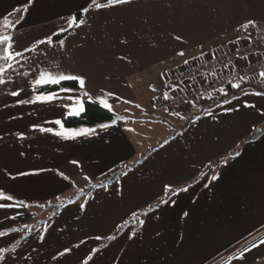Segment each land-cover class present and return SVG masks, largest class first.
I'll list each match as a JSON object with an SVG mask.
<instances>
[{"label": "crops", "instance_id": "1", "mask_svg": "<svg viewBox=\"0 0 264 264\" xmlns=\"http://www.w3.org/2000/svg\"><path fill=\"white\" fill-rule=\"evenodd\" d=\"M84 4L34 0L29 6L28 0H0V35L14 36L15 50L24 52L15 70L6 73L8 82L0 85V191L24 205L0 209V231L7 233L0 237V249H7L0 264H83L88 256V264H264V116L237 125L240 135L227 140L219 153L202 151L205 137L196 135L199 141L195 137L187 143L196 116L190 117L200 107L234 96L264 97L255 95L264 93V80L171 115L155 108L165 93L180 90L167 89L169 74L232 49L247 30H254L264 47V0H132L87 16L80 14ZM78 14L84 24L61 32ZM249 20L256 27H241ZM49 36L51 46L33 49ZM41 71L79 75L85 84L81 88L77 82L78 91L54 92L57 99L50 104H19L37 95L33 80ZM14 90L20 91L18 97L10 95ZM76 99H104L120 120L104 124L107 128L86 127L91 130L87 135L67 141L34 130L59 131L50 122L63 120ZM184 120L187 126L170 136ZM255 129L261 133L249 141ZM159 154L163 159L156 162ZM171 157L183 166L185 178L167 181L161 189L170 185L177 195L161 192L157 200L144 202L141 219L114 235H98L92 243L89 236L75 238L59 222L43 226L36 213L37 207H52L120 169L123 173L111 183L145 165H165ZM253 244L258 247L245 252V259H235ZM65 249L71 251L60 256Z\"/></svg>", "mask_w": 264, "mask_h": 264}, {"label": "rangeland", "instance_id": "2", "mask_svg": "<svg viewBox=\"0 0 264 264\" xmlns=\"http://www.w3.org/2000/svg\"><path fill=\"white\" fill-rule=\"evenodd\" d=\"M246 104L254 105V107H246ZM200 108L199 112L190 117L196 116L194 121L192 120L191 127L188 125L194 134L188 135L187 143L193 142L196 135L205 137L207 143L199 144L202 151L211 152L214 150L219 153L222 151L224 143L229 140L234 141L233 137L237 139L240 135L241 130L237 129V125L247 126V123L255 122L264 116L262 115L264 113V97L242 98L241 96L240 98L239 96L231 103L215 102ZM190 118L188 117V119ZM199 118L203 120L195 122ZM186 126L184 120L180 128L173 129L170 136L175 135L176 130L182 131ZM256 130L258 129H255L253 133ZM195 141H199L198 137L195 138ZM170 154L174 155L173 151ZM161 155L156 156V162L163 159ZM168 160L167 164L163 165L159 162L156 167L145 165L125 178H118L115 183L109 184L102 181L91 186L83 184L84 186L72 191L67 197H61L54 201L52 207L45 205L43 208H39L40 210L37 207L36 213L42 215L43 226L47 225L46 223L49 225L51 221L59 222L60 228L67 225L75 238L89 236L92 243L95 242L98 235L104 233L107 234L106 236L114 235L126 223H136L141 219L143 208L141 210L140 208L143 203L150 199L157 200L159 198L157 196L161 192L165 193V189L161 188L167 181H182L185 178L183 166L178 167V160L174 161L172 157ZM186 173H189V169ZM191 181L192 179L187 183ZM101 185H104L103 188L98 189L102 187ZM81 204L84 205L83 208L80 207ZM133 213L137 214L135 219L132 217Z\"/></svg>", "mask_w": 264, "mask_h": 264}, {"label": "snow or ice", "instance_id": "3", "mask_svg": "<svg viewBox=\"0 0 264 264\" xmlns=\"http://www.w3.org/2000/svg\"><path fill=\"white\" fill-rule=\"evenodd\" d=\"M131 2H132V0H104V2H97V0H85V4L80 9V14L87 16L93 10L100 11V10H104V9H110V8H114V7L123 5V4H129ZM32 3H34V0H28L29 6ZM24 11L27 12V8H25ZM83 24H84L83 19H78V17H73L68 22L67 27L61 29V32H66V31H68L69 28H72V27L80 28ZM241 27H243L244 29H248L249 27H256V23H255V21L249 20L245 24H243ZM53 35H56V34L53 33ZM14 39L15 38L12 35H0V85H4L8 82L6 80V73H8L10 71H14L15 70V67H14L15 63L19 62L18 58H20V60H22L23 56H24L23 51L15 50V46L13 43ZM177 39H179V37H177ZM43 44H47V45L51 46L53 44L52 37L49 36L46 40L41 39V40L37 41L33 45V49L38 47L39 45H43ZM59 44L61 47H63L65 44V41L61 39V40H59ZM33 49L26 48V49H24V51H32ZM178 55L183 56L184 53L181 52V53H178ZM184 63L187 65L189 62L187 60H185ZM21 74L24 76H27L29 73L24 72ZM259 75L262 78H264V72L259 73ZM244 79H245V77H243V76L239 77V80H241V81H243ZM67 82H78V84L81 88H83L84 84H85L84 78H82L79 75H71V74L53 75L50 72L41 71V72H39L38 77L33 80V85L37 89L43 88V87H51V86H55V85H61V91L69 92V91H71V89L73 87H75V84H69ZM230 86L232 89H240L241 88L240 83H230ZM218 91L224 96L228 95V93L225 91V89L223 87L219 88ZM10 95L13 97H18L20 95V91H15V90L11 91ZM84 95H88V94L85 92ZM244 95H248V93L245 92ZM255 95H264V93L257 92V93H255ZM163 98H164V100L167 101L169 99L168 94L165 93ZM234 98L238 99V97H235V96H234ZM56 99H57L56 93L45 94V93L41 92L40 94L32 96L29 100L20 99L18 102L21 105L29 104V103L30 104H37V103H39V104H50L53 101H55ZM69 99H71V98H69ZM126 103H127V101H126ZM225 103H231V101H225ZM99 104L104 109L108 110L109 112L112 111L111 106L104 99H100ZM245 106L246 107H254V105H247V104ZM233 110H235V109L233 108ZM84 113H85V104L82 101H80L79 99L73 100L72 104L70 106H67L66 111L62 114L64 117V120L55 119V120L50 122L55 127H58L60 129L59 131H54V127H47V128L36 127L34 130H37L40 133L52 134L56 137H59L60 139L66 140V141L67 140H73V139L77 138L78 136L87 135L91 130L86 129V128H80L79 130L66 128L64 121H66L68 118H73V119L81 118L82 114H84ZM262 115H264V113H262ZM101 127L107 128L108 125H101ZM20 138L23 139V137H20ZM21 154H23V153H21ZM237 155H239V153H237ZM73 163H75V161ZM22 174H25V173H22ZM59 175L63 176V173H59ZM65 179H67V177H65ZM85 179H87V177H85ZM212 179L215 180L216 177L213 176ZM101 186L103 187L104 185H101ZM180 191H187V189H180ZM165 192L169 193L172 196L177 195L176 191H174L170 185H165ZM9 202H12V203H9ZM14 205L16 207L24 206L23 201H19L17 204L14 202L13 195H6L5 191H0V209H9V208H12ZM80 207L83 208L84 205L81 204ZM5 215L7 216V212H5ZM132 217L135 219L137 217V214L133 213ZM11 231L17 232L18 229H12ZM6 234L7 233L0 231V237L5 236ZM41 239H43V237H41ZM109 239H111V237H109ZM260 244H264V240H261ZM256 247H258V245L253 244L251 246V248L245 249V251L241 252L238 257H235V259H237V260L245 259V252H249L252 250V248H256ZM13 250H15V249H13ZM6 251H7V249H0V261L5 260V252ZM70 251H71V249H65L64 252L60 253V256H64L66 253H69ZM90 260H92V256H88L87 259L83 261V264H88V261H90Z\"/></svg>", "mask_w": 264, "mask_h": 264}, {"label": "built area", "instance_id": "4", "mask_svg": "<svg viewBox=\"0 0 264 264\" xmlns=\"http://www.w3.org/2000/svg\"><path fill=\"white\" fill-rule=\"evenodd\" d=\"M261 72H264V47L258 43L255 31L250 29L232 49L169 74L167 89L179 86L180 90L172 93L167 101H158L155 108L170 115L186 110L193 103L219 98L221 87L227 93L236 90L230 83L242 86L264 80L259 75ZM241 76L245 77L243 81L239 80Z\"/></svg>", "mask_w": 264, "mask_h": 264}, {"label": "trees", "instance_id": "5", "mask_svg": "<svg viewBox=\"0 0 264 264\" xmlns=\"http://www.w3.org/2000/svg\"><path fill=\"white\" fill-rule=\"evenodd\" d=\"M76 17H80V14L76 15ZM69 84H75L72 91H78L79 86L77 82H67ZM61 91V85H55L51 87H43L39 89H35L36 94L45 93H54ZM239 89L229 91L227 96H234L238 93ZM85 104V113L82 114L81 118L73 119L68 118L65 122L66 128H71L74 130H78L80 128L86 127H96L104 124H108L114 121L115 115L112 112L104 109L99 103L93 100H86L83 102ZM64 120V119H63Z\"/></svg>", "mask_w": 264, "mask_h": 264}, {"label": "water", "instance_id": "6", "mask_svg": "<svg viewBox=\"0 0 264 264\" xmlns=\"http://www.w3.org/2000/svg\"><path fill=\"white\" fill-rule=\"evenodd\" d=\"M114 120H115V121H118V120H120V118H116V117H115ZM260 133H261V130H260V129H258V131L256 130V131L252 134V136L250 137L249 141H253V140H255V139L260 135ZM122 173H123V170H122V169L116 171L115 173H113V174L111 175V177H109L108 179H106V180L104 181V183H111V182L115 181V179H116L120 174H122Z\"/></svg>", "mask_w": 264, "mask_h": 264}]
</instances>
